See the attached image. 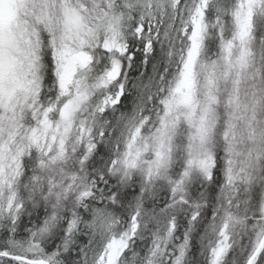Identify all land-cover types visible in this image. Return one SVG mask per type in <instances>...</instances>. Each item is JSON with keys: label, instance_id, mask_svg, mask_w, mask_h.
<instances>
[{"label": "snow or ice", "instance_id": "6c2138e0", "mask_svg": "<svg viewBox=\"0 0 264 264\" xmlns=\"http://www.w3.org/2000/svg\"><path fill=\"white\" fill-rule=\"evenodd\" d=\"M0 264H264V0H0Z\"/></svg>", "mask_w": 264, "mask_h": 264}]
</instances>
